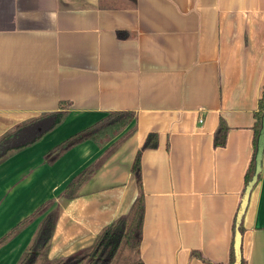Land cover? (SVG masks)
<instances>
[{"label":"crops","instance_id":"1","mask_svg":"<svg viewBox=\"0 0 264 264\" xmlns=\"http://www.w3.org/2000/svg\"><path fill=\"white\" fill-rule=\"evenodd\" d=\"M135 4L0 0V138L17 127L9 147L40 136L0 163V238L104 158L78 198L56 200L46 257L89 249L130 213L140 153V263L228 264L264 97V0ZM58 112L44 133L52 120L42 117ZM113 112L135 119L105 147L86 142L44 162ZM42 218L0 246V264H18ZM242 226L246 264H264V155Z\"/></svg>","mask_w":264,"mask_h":264},{"label":"trees","instance_id":"2","mask_svg":"<svg viewBox=\"0 0 264 264\" xmlns=\"http://www.w3.org/2000/svg\"><path fill=\"white\" fill-rule=\"evenodd\" d=\"M121 1L123 3L130 4L132 7H135L136 5L135 0ZM260 107L261 111L256 113L257 122L255 126V155L246 176V187L255 174L258 138L264 117V97L260 102ZM65 116L66 112L44 115L42 118H50L52 120L50 127L44 131V133L59 125ZM134 119L135 114L131 112L110 113L93 126H90L70 136L68 139L57 145L44 156L43 160L48 165H52L69 150L86 142H93L101 148L105 147L122 132H124L134 121ZM17 129L18 127L0 138V163L7 159L11 154L26 148L40 137L39 136L29 144L27 143L22 146L9 147L7 142L9 139H11ZM226 132L227 126L222 122L217 132V145H223L225 143ZM150 141L151 139L147 140L144 146L145 148L155 145L154 142L151 143ZM104 160V158H101L100 160L85 168L67 184L65 189L55 199L48 200L42 204L30 216L16 224L12 229L5 233L0 238V246L10 241L32 221L43 216L33 241L31 242L27 252L19 260L18 264H141L140 245L142 242L143 233L144 196L142 192L140 153L137 155L132 167V173L136 178L139 194L130 213L120 217L112 225L104 228L99 234L95 243L89 249L83 250L72 256L59 257L52 260H49L46 257L59 213V207L56 204V200H72L78 198L80 196L82 187L100 170ZM236 229L237 227L235 226V232ZM238 229L241 233H243L244 229L242 223ZM234 242L235 240H233L230 262L228 264H234L236 261ZM126 251L133 253L136 256L138 263L124 261V253ZM200 258L205 260L202 257ZM241 264H246L243 253Z\"/></svg>","mask_w":264,"mask_h":264},{"label":"water","instance_id":"3","mask_svg":"<svg viewBox=\"0 0 264 264\" xmlns=\"http://www.w3.org/2000/svg\"><path fill=\"white\" fill-rule=\"evenodd\" d=\"M263 155H264V117L262 121V128L259 134L258 138V147H257V153H256V169L255 174L252 178V180L249 182L245 189V193L241 202L240 211L237 216V223H236V233H235V242H234V248H235V256L236 261L234 264H241V258H242V233L238 229L240 224L242 223L243 215L246 211V208L249 203L251 192L256 185L258 181L259 174L262 171V161H263Z\"/></svg>","mask_w":264,"mask_h":264},{"label":"rangeland","instance_id":"4","mask_svg":"<svg viewBox=\"0 0 264 264\" xmlns=\"http://www.w3.org/2000/svg\"><path fill=\"white\" fill-rule=\"evenodd\" d=\"M124 261H127V262H132V263H135V262H137L138 260H137V258H136V256L133 254V253H131V252H129V251H126L125 253H124V259H123ZM138 263V262H137Z\"/></svg>","mask_w":264,"mask_h":264}]
</instances>
